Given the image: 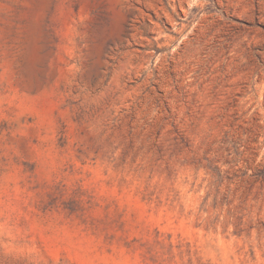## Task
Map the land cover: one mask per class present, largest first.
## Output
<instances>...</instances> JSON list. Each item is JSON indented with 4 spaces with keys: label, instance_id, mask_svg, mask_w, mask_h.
Here are the masks:
<instances>
[{
    "label": "rangeland",
    "instance_id": "1",
    "mask_svg": "<svg viewBox=\"0 0 264 264\" xmlns=\"http://www.w3.org/2000/svg\"><path fill=\"white\" fill-rule=\"evenodd\" d=\"M0 264H264V0H0Z\"/></svg>",
    "mask_w": 264,
    "mask_h": 264
}]
</instances>
